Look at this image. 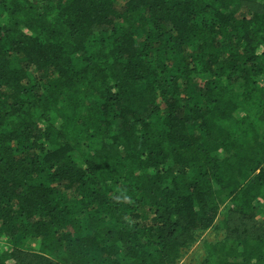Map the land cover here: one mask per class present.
Listing matches in <instances>:
<instances>
[{"label":"trees","instance_id":"obj_1","mask_svg":"<svg viewBox=\"0 0 264 264\" xmlns=\"http://www.w3.org/2000/svg\"><path fill=\"white\" fill-rule=\"evenodd\" d=\"M200 240L264 264V0H0V264Z\"/></svg>","mask_w":264,"mask_h":264},{"label":"rangeland","instance_id":"obj_2","mask_svg":"<svg viewBox=\"0 0 264 264\" xmlns=\"http://www.w3.org/2000/svg\"><path fill=\"white\" fill-rule=\"evenodd\" d=\"M220 218H221V211L218 214V219L215 220L214 224H216ZM223 232H224V230L222 228H218L215 230L214 227L212 226L209 229H207L201 235L204 238H206V240H208L212 236L213 237L216 236L215 238L221 237ZM200 239H202V238L200 237ZM206 255H207V252L205 251L204 247L202 246V240H200L197 243L193 244V246L186 253H184V255L180 258V261L178 264H182V262H183V264L186 263L188 261V256H192V257H190L191 258L190 260H192V263L197 264V263L202 262L204 260V258L206 257Z\"/></svg>","mask_w":264,"mask_h":264}]
</instances>
